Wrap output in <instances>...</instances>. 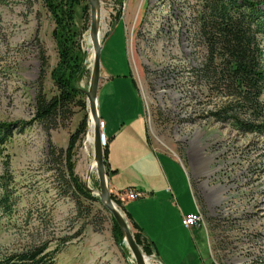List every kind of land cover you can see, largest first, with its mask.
Listing matches in <instances>:
<instances>
[{"label":"rangeland","instance_id":"obj_1","mask_svg":"<svg viewBox=\"0 0 264 264\" xmlns=\"http://www.w3.org/2000/svg\"><path fill=\"white\" fill-rule=\"evenodd\" d=\"M99 1L101 70L128 75L131 67L149 141L186 168L205 222L206 229L191 236L189 245L174 240L176 235L169 236V242L160 236L164 263L264 264V136L236 130L213 115L227 98L200 71L206 49L193 33L192 22L199 0ZM72 23L81 48L88 52L86 72L78 82L86 90L92 64L89 12L77 6ZM53 28L43 0H0V123L14 124L12 137L0 149V174L7 161L14 199L12 214L0 213V252L43 241L52 249L62 237L82 230L56 254L54 264H135L126 245L121 247L113 236L110 213L96 202L75 203L47 158L48 143L66 148L88 108L74 107L49 131L38 123L15 127L32 118L39 86L47 97L56 93L50 77L58 61ZM44 57L47 64L40 77ZM103 80L100 76L99 84ZM89 124L77 143L74 170L98 196ZM139 159L141 163L128 165L124 176L116 177L124 187L120 190L133 183L144 193L152 190L160 196L162 182L150 181L149 160ZM108 188L113 196L109 182ZM147 197L124 200L125 210L123 201L114 202L132 233L125 211L131 214L134 209L148 218V204L156 201L145 203Z\"/></svg>","mask_w":264,"mask_h":264},{"label":"trees","instance_id":"obj_2","mask_svg":"<svg viewBox=\"0 0 264 264\" xmlns=\"http://www.w3.org/2000/svg\"><path fill=\"white\" fill-rule=\"evenodd\" d=\"M54 21L52 37L57 48L58 61L50 72L56 93L47 97L41 86L35 94V107L29 121L15 124L19 129L38 123L46 131L63 123L74 107L87 110L84 90L78 82L86 72L85 60L88 52L78 41V32L72 27L75 8L88 14V0H43ZM122 3L123 0H116ZM193 17V33L206 49V58L200 71L208 84L215 87L227 98L214 108L217 120L231 122L234 129L241 132L264 136V0H199ZM47 61H41L40 77L44 74ZM14 124L0 123V149L12 137ZM88 114L85 113L78 127L70 135L66 148H57L48 143L47 158L61 174L63 187L70 191L75 203L81 200L98 203L107 209L99 198L85 187L75 173V150L77 143L85 135ZM105 170L108 175L107 149L103 150ZM114 200V196H111ZM14 206L13 176L8 162H4L0 174V213L11 215ZM126 213V212H125ZM126 216L135 229L133 237L142 250L149 254L150 243L142 236L140 228ZM113 236L121 247L123 235L110 215ZM82 230L59 239L54 248L49 242L28 244L11 251L0 252V264H54L55 256L72 239L79 237ZM127 249V248H126ZM128 250V249H127Z\"/></svg>","mask_w":264,"mask_h":264},{"label":"crops","instance_id":"obj_3","mask_svg":"<svg viewBox=\"0 0 264 264\" xmlns=\"http://www.w3.org/2000/svg\"><path fill=\"white\" fill-rule=\"evenodd\" d=\"M129 69L128 75L108 73L103 67L101 70V77H104V80L99 84L97 103L99 116L104 122L101 131L107 149L108 181L111 192L119 191L124 187L121 182L116 181V177L124 176L123 169L128 165L133 168L137 160L141 163L139 158L149 160L150 181L159 179L162 182V187L158 190L160 196L153 194L152 190L145 192L151 194L148 197L145 194L144 197H147L145 203L148 200L156 201L154 204L153 202L148 204V218L142 217V214H138L134 209L128 214L140 228L144 240L150 243L152 251L165 264L159 249V244L165 238L168 240L164 242H169V236L176 235L173 237L174 240L189 245L191 236H199L206 228L185 227L182 224L183 215L198 209L190 178L183 164L181 165L184 172L170 154L157 150L149 141L143 102L131 76V67ZM120 75L124 78L116 79ZM100 96H103L104 101L100 104V107L101 105L103 107L101 111ZM128 187L136 188L133 183H128L125 188ZM172 192L174 196L171 195ZM122 207L125 210V201L122 202ZM160 236H163V240Z\"/></svg>","mask_w":264,"mask_h":264},{"label":"water","instance_id":"obj_4","mask_svg":"<svg viewBox=\"0 0 264 264\" xmlns=\"http://www.w3.org/2000/svg\"><path fill=\"white\" fill-rule=\"evenodd\" d=\"M89 3V14H90V26H89V42L91 45V72L88 87L84 90L86 97V106L88 108V124L90 119H93V159L94 166L98 178V198L101 204L107 209L112 218L115 220L116 224L121 230L123 235L122 242L129 249L132 257L134 258L135 264H146L144 257V252L141 247L136 243L133 233L125 219L123 212L116 208L114 201L111 198L109 188H108V175L105 170L104 158H103V145L101 130L99 128V111L97 104V92L100 83V70H101V49L102 44L99 41L100 34V17L101 8L99 0H88ZM86 181L85 187L91 193L94 191L93 188L89 187Z\"/></svg>","mask_w":264,"mask_h":264},{"label":"built area","instance_id":"obj_5","mask_svg":"<svg viewBox=\"0 0 264 264\" xmlns=\"http://www.w3.org/2000/svg\"><path fill=\"white\" fill-rule=\"evenodd\" d=\"M103 125H104V122L100 118V120H99L100 130H102ZM101 137H102V145L104 148L106 146V142L102 136V131H101ZM112 194H113L114 198H116V200H118V201H124L127 199H137V198H142L145 196V193L142 190H138L134 187H128L125 190L113 191ZM182 224L185 227H192V226H203V227H205L204 218H203V215L199 209H197V211H195V212L183 215ZM144 257H145V260L148 264H163L162 261L157 257V255L153 251H151L149 254L144 252Z\"/></svg>","mask_w":264,"mask_h":264},{"label":"bare ground","instance_id":"obj_6","mask_svg":"<svg viewBox=\"0 0 264 264\" xmlns=\"http://www.w3.org/2000/svg\"><path fill=\"white\" fill-rule=\"evenodd\" d=\"M101 40V36H100V34H99V41ZM101 42V41H100ZM90 43V42H89ZM93 119L91 118L90 119V124H89V129H90V132H89V134L87 135V140L88 141H91L92 139H93ZM92 135H91V134ZM89 186V185H88Z\"/></svg>","mask_w":264,"mask_h":264}]
</instances>
